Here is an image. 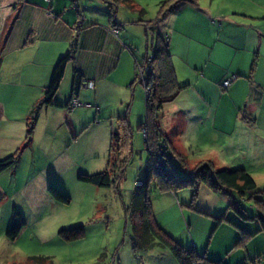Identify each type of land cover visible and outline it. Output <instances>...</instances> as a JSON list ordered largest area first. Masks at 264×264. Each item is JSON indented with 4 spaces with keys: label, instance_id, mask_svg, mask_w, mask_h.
Listing matches in <instances>:
<instances>
[{
    "label": "rangeland",
    "instance_id": "1",
    "mask_svg": "<svg viewBox=\"0 0 264 264\" xmlns=\"http://www.w3.org/2000/svg\"><path fill=\"white\" fill-rule=\"evenodd\" d=\"M159 1L133 0L145 10L144 16L124 4L116 10L115 20L123 22L121 39L128 46L130 43L125 40L131 41V51L120 54L117 67L106 79L114 80L115 88L124 92L123 104H116L106 96L102 98L99 83L101 111L95 109L92 101L96 87L81 91L91 99L87 100L91 103L90 111L84 114L85 106H75L68 110L72 114L68 115L69 121H60L57 109L39 110L42 115H37L30 135L25 134L17 162L0 175L1 183L9 186L5 203L0 205V264H28L26 253L50 256L52 264H177L163 247L154 246L138 253H133L130 247L134 215L129 204L136 176L147 165V155L143 131L139 128L144 122L145 92L138 81L132 85L129 82L136 64H141L145 55H151V40L156 33L167 41L176 81L187 85L162 105L157 118L162 139L170 141L186 168L206 160L216 169L243 168L254 179L255 188L252 195L247 192L239 197L233 190L212 191L200 183L194 197L191 187L176 189L174 194H154L151 179L148 189L154 221L179 245L193 248L210 261L264 264V230L256 218L264 214V47L260 49L257 45L259 38H263L260 34L264 35V5L247 4V13L254 17L250 20L240 17L237 8L223 0H217L208 13L204 9L208 8L209 0H197V6L180 4L162 22L147 29L146 34L141 24L125 23L152 19ZM75 4L82 18L90 14L97 21L104 18L92 0H75ZM99 4L96 6L101 9L104 4ZM72 5V0L63 1V24L79 17ZM249 34L251 45L247 44ZM253 43L256 45L251 48ZM71 67L69 64L66 72ZM129 68L130 78H126L123 73L129 72ZM232 75L235 78L231 84L222 87V80ZM11 89L13 93L18 91V87ZM12 104L18 101L12 100ZM125 112L131 150L126 155L123 179L109 187L77 180L79 173L92 174L107 166L115 117ZM50 144H65L68 149L62 152L68 156L65 162L55 163L44 157L45 152L51 151ZM172 160L177 163L175 156ZM44 177L48 178L45 185L41 182ZM48 184L67 196L68 203L54 201L46 190ZM250 196L260 199L262 206H256ZM233 201L244 209L247 218L227 207ZM12 206L25 221L15 241L4 235ZM79 225L83 226L80 238L63 240L57 235L60 228ZM242 233L244 239L238 242ZM11 251L18 254L8 256Z\"/></svg>",
    "mask_w": 264,
    "mask_h": 264
},
{
    "label": "trees",
    "instance_id": "2",
    "mask_svg": "<svg viewBox=\"0 0 264 264\" xmlns=\"http://www.w3.org/2000/svg\"><path fill=\"white\" fill-rule=\"evenodd\" d=\"M101 1L106 5L108 23L111 25L112 31L115 34L117 30L123 26V22L115 20L116 10L119 4H124V6L130 10L137 11L139 16H144L145 14V10L136 7L132 0ZM72 2L76 15H79L73 23L75 30L74 35L70 39L67 51L60 55L54 62L41 97L32 104L28 111V116L25 119V134L27 136L30 135L33 124L41 108L54 105L55 107L69 110L75 106H80L82 103L76 96L80 88H83V81L91 80L93 82L92 79L83 78L78 68L74 67L72 69L67 98L64 100H55L67 63L74 60L77 48H79L81 44L83 45L85 41L82 17L81 14L78 13L75 0H72ZM182 3H188L193 6L197 5L196 0H160L158 2L157 13L152 19H138L135 22L144 27V32L146 34L147 29H152L154 26L158 25L169 13L174 11V9ZM93 25L96 26L97 24L93 22L89 23V26ZM6 35L7 31L3 35V42ZM152 38L153 40H151L150 45L152 53L149 57L145 55L141 64H136V69L130 82V85H132L135 81H138L145 92L144 122L139 124V128L143 131V141L147 155V165L142 167L141 171L136 176V185L133 189L132 199L129 204L131 213L134 215V219L132 220L134 236L130 240V247L133 253L146 252L154 246L163 247L171 253L177 264H221L220 261H210L205 256L198 255L193 248L182 247L155 223L151 209V191L148 189L150 180L152 179L154 182V194H161L164 192L173 193L176 189L191 187L193 197L196 194V187L200 183L206 185L207 188L212 191L227 188L233 190L239 197H242L245 193L254 190L255 182L252 176L243 168L216 169L209 160L199 161L192 168H186V164L181 160L182 157L174 151L170 141L166 137V139H162L157 124L158 114L162 109V105L174 99L178 92L187 85H180L176 81L170 53L167 49L166 41L164 40L165 37L156 33ZM230 77L233 78L229 85L234 80L235 76L232 75ZM223 81L224 80H222V82ZM221 86L224 88L227 87L222 84ZM74 99H77L80 105H73L72 101ZM129 140L130 126L128 116L125 112V114L115 117V129L110 134L107 166L101 171L92 174L79 173L76 177L77 180L97 187H109L112 183L118 184L123 179L124 165L127 161L126 155H129L128 153H130L131 150ZM19 148L20 147L13 153L0 158V173L17 162L20 154ZM174 156L177 160L176 164H174L172 160ZM46 190L54 201L68 203L69 200L67 196L58 191L52 184H48ZM252 194L253 192L251 195ZM250 198L253 199L256 206H262L260 199L254 196H250L249 199ZM227 207L241 218H247L244 209L235 201L229 203ZM222 218V216L218 217L215 220V225H217ZM256 218L262 230H264V214L257 215ZM24 224L25 221L21 213L12 206L8 227L5 229L4 233L5 237L10 241L15 240ZM244 233L248 235V233ZM57 235L63 240L80 238L83 236V226L79 225L67 229L60 228L57 231ZM241 239H244L243 233L237 241L239 242ZM25 263L52 264V261L50 256L31 255L26 257Z\"/></svg>",
    "mask_w": 264,
    "mask_h": 264
},
{
    "label": "crops",
    "instance_id": "3",
    "mask_svg": "<svg viewBox=\"0 0 264 264\" xmlns=\"http://www.w3.org/2000/svg\"><path fill=\"white\" fill-rule=\"evenodd\" d=\"M63 1L64 0H0V157L14 152L21 146V143L26 136L25 119L28 111L32 104L41 97L43 88L48 82L54 62L60 55L67 51L70 39L74 35L75 30L73 23L76 21V17L68 19L71 20L68 23H62L63 15L61 14V9ZM223 1L228 4L231 3V5L236 7L237 9L235 10L239 12L238 15L240 17H247L250 20L254 17L247 13L245 9L247 8V4H256L257 6L264 5V0ZM92 2L95 3L94 7H97L96 10L101 13L104 18H99L97 21V17H91L92 14L89 15L90 17L84 15L82 18L85 41L83 42V45L81 44V46L77 48L74 60L67 63L55 100H64L67 98L72 69L77 67L82 73L83 78L93 80L94 84L92 90L95 89V87L96 90L93 93L94 96L92 101L93 104H95V109L101 111L103 107L98 99V96L100 95L98 93L99 83L102 88L101 90H103L101 95L102 98L106 96L110 101L116 102V104L120 102V104H123L125 102V99H123L124 92L115 88L114 80L106 78L109 76V72L117 67L120 54L125 51L130 54L131 47L129 46H131V41L125 40V42L130 43L128 46L121 39L122 36L120 33H123L120 30L121 27L117 30L116 34L112 31L111 25L108 23L106 5L101 0H92ZM215 2H217V0H209L208 8L204 9V11L207 12L210 10ZM99 3L104 4L101 9H98L100 7L96 6L100 5ZM183 4L188 3H182V5ZM135 6L137 7V5ZM90 10H94L93 6L90 7ZM219 15L226 16V14L223 13H219ZM117 16L118 14L116 17ZM92 22L97 25L89 26V23ZM134 22L135 21H125V23L132 25ZM180 22L181 27H183L185 25L184 20L182 19ZM172 25L170 29L173 28ZM6 31L7 35L3 42L2 38ZM260 36H263V38H259L257 45L258 48L262 49V47H264V35L260 34ZM248 38L249 42L247 44L251 45V34H249ZM255 45L256 43H253L251 48H254ZM128 59V65L130 66V56ZM69 64L72 65L71 71L66 72ZM130 70L131 69L129 68V72L125 71L123 76L130 78ZM101 81L103 82L101 83ZM12 87H18V91L13 93V89H11ZM82 87L83 88H80L76 97L77 99L82 100V102H85L81 104L82 106H85V108L82 109L85 114L90 111L89 105L91 103L87 100L91 101V99L88 98L87 95H84L85 93L81 94V91L83 89L91 88L85 86ZM12 100H17L18 104H12ZM41 109H44L45 111L57 109L61 116L60 121L63 119L69 121L68 115H72L68 114L67 109L53 107L51 105ZM41 111H39L40 115H42ZM39 122L41 121H39L38 118L37 123ZM48 125L47 122L46 128ZM59 125V123L56 125L57 131ZM69 145L70 144H68V146ZM64 146L65 144H50L49 147L51 151L45 152L44 157L55 163L65 162L68 156L66 154L63 156L62 152L63 150L68 149L64 148ZM41 159H43V157H41ZM13 166L2 171L0 175L6 170L11 169ZM47 179V177H44L41 182L45 185ZM2 180H0L1 206L5 203V191H7L9 187L4 186L1 183ZM13 190H17L16 182L13 185ZM9 219L10 213L8 221ZM14 253L17 252L11 251L8 256H12ZM26 255L28 256L29 254L26 253Z\"/></svg>",
    "mask_w": 264,
    "mask_h": 264
},
{
    "label": "built area",
    "instance_id": "4",
    "mask_svg": "<svg viewBox=\"0 0 264 264\" xmlns=\"http://www.w3.org/2000/svg\"><path fill=\"white\" fill-rule=\"evenodd\" d=\"M232 78H233V77H230V78H227L226 80H224V81L222 82V85H223V86H227V85H229V83H230V81L232 80ZM92 85H93V82H92L91 80H89V81H83V86H85V87H92ZM72 104H73V105H80V102H79L77 99H74V100L72 101Z\"/></svg>",
    "mask_w": 264,
    "mask_h": 264
},
{
    "label": "water",
    "instance_id": "5",
    "mask_svg": "<svg viewBox=\"0 0 264 264\" xmlns=\"http://www.w3.org/2000/svg\"><path fill=\"white\" fill-rule=\"evenodd\" d=\"M27 141H28V139H27Z\"/></svg>",
    "mask_w": 264,
    "mask_h": 264
}]
</instances>
